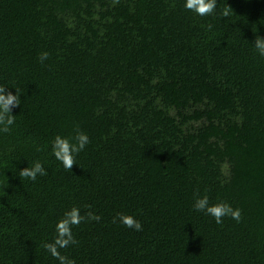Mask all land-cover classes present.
I'll return each mask as SVG.
<instances>
[{
	"label": "trees",
	"instance_id": "trees-1",
	"mask_svg": "<svg viewBox=\"0 0 264 264\" xmlns=\"http://www.w3.org/2000/svg\"><path fill=\"white\" fill-rule=\"evenodd\" d=\"M256 36L264 0L205 17L183 0H0V84L21 94L0 133V264H58L44 244L74 206L85 219L60 252L76 264H264ZM77 129L90 143L69 172L51 142ZM34 161L47 174L19 177ZM197 195L240 221L194 212Z\"/></svg>",
	"mask_w": 264,
	"mask_h": 264
},
{
	"label": "clouds",
	"instance_id": "clouds-1",
	"mask_svg": "<svg viewBox=\"0 0 264 264\" xmlns=\"http://www.w3.org/2000/svg\"><path fill=\"white\" fill-rule=\"evenodd\" d=\"M184 8L198 16H210L215 12L217 0H183ZM227 14V13H225ZM211 29V25L208 26ZM254 49L260 57H264V37L256 36L254 40ZM48 59V53L42 52L39 60L43 63ZM15 89V93L7 91V88ZM20 93L16 87L6 84H0V133H8L16 123V116L12 114V109L21 105ZM90 143L86 133L77 129L76 135L69 138L56 135L51 142V151L54 158L60 162L66 171L71 170L76 165L77 155L84 151ZM47 171L40 161H34L32 166L25 167L18 172L19 177L35 181L38 176H45ZM192 210L196 213H203L214 219L216 224H222L223 218L230 217L239 222L241 213L239 208H233L227 202L210 203L207 195H197L192 204ZM84 216L80 214V209L72 207L66 211L61 219L55 224V237L52 242L45 243L44 248L58 264H76L75 260L61 254L60 249L67 248L77 243L73 235V228L78 226ZM89 220H99V216L88 213ZM119 222L126 228L136 232L143 230L142 224L132 215H119Z\"/></svg>",
	"mask_w": 264,
	"mask_h": 264
}]
</instances>
